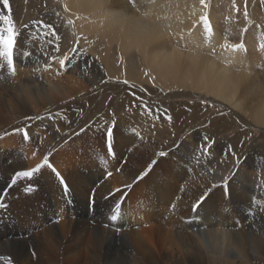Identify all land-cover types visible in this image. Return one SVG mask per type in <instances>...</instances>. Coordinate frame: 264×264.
<instances>
[{
	"label": "bare ground",
	"instance_id": "6f19581e",
	"mask_svg": "<svg viewBox=\"0 0 264 264\" xmlns=\"http://www.w3.org/2000/svg\"><path fill=\"white\" fill-rule=\"evenodd\" d=\"M49 2L19 0L13 9L0 0V15H11L19 34L14 73L0 57V202L8 205L0 213V256L12 264H264V225L240 231L210 211L195 223L194 216L183 222L181 215L199 197L195 181L216 184L227 175V166H216L222 160L218 154L227 151L228 140L220 139L221 133L240 129L232 143L242 156L264 152V74L257 76L246 66L261 65V59L254 53L249 62L239 39L243 34L228 35L225 30L232 24L217 22V12L222 14L228 3L248 7L259 2L59 0L54 8ZM60 13L68 22L56 31L46 18L54 20ZM256 13L254 8L246 25L262 20ZM250 41L255 47L256 41ZM58 44L63 46L59 52ZM66 58H72L71 63L62 69L59 61ZM105 93L123 95L120 113L110 112L115 98L102 100ZM160 95L183 102L163 112L143 99ZM194 100L217 105L233 124L227 115L211 123L209 142L196 128L186 133L188 120L196 122L210 110L191 103ZM101 101L102 116L96 117ZM60 109L69 112L71 128L58 119ZM104 116L105 130L117 122L112 130L115 150L97 133ZM89 117L96 128L88 127ZM247 128L259 132L248 147L253 139ZM172 143L176 148L170 161H157L136 183L134 177L159 158V147L170 148ZM45 155L66 180L68 192L57 175L44 168L33 181L16 178V188L4 196L15 173L42 163ZM247 165L257 172L254 162ZM242 170L241 177L248 175ZM181 182L186 188L176 199L172 187ZM128 185L134 186L129 190ZM242 185L245 191L253 187ZM30 187L34 190H27ZM239 188L237 196L245 197ZM127 192L142 214H126L122 225L104 210L123 203ZM0 264L5 261L0 259Z\"/></svg>",
	"mask_w": 264,
	"mask_h": 264
},
{
	"label": "rangeland",
	"instance_id": "374dc122",
	"mask_svg": "<svg viewBox=\"0 0 264 264\" xmlns=\"http://www.w3.org/2000/svg\"><path fill=\"white\" fill-rule=\"evenodd\" d=\"M257 2H259V6L251 5L248 7H240V6L236 5L235 3H233V4L230 3L232 5H230L228 3L227 7H223V9H222L223 13L222 14H221V12H217V14L219 15L217 22L219 23V25L223 24L224 21H228L232 24L230 30H225V33H228V35L231 34L232 32H236L237 34H243L242 36L241 35L239 36V39L243 38L242 40L240 39L241 40L240 43L243 46V49H244L243 51H244V55H245L246 59H248V61L250 62L254 53H256V55H257V60L259 58L261 59V65H257L256 63L251 61L252 63L246 64V66L249 65L250 70H251L250 72H253V73L255 72L256 75L259 76L261 74H264V68H262V66H264V65H262V63L264 64V0H260V1L257 0ZM18 3H19V0H9V4L12 6L13 9H17ZM58 3H59V0H50L49 7L54 8L56 5H58ZM254 8L257 9L256 15H257L258 19H262V20L258 23H252L250 25H246V22L248 19H250V14L253 13ZM217 10H219V7L217 8ZM221 17H224V19L222 18L223 20H220ZM46 21L52 22L53 23L52 25L56 26L55 27L56 31H58L60 27H62L66 22H68V20L64 17V15L62 13H60V15H57V17L54 18V20H51V18H46ZM41 22H45V19L42 20ZM250 31H253V32L251 33V35L247 36V34ZM251 39L256 41L255 47L252 44V42L250 41ZM230 41H234L232 43H235V42H236V44L238 43L235 39H230ZM62 48H63V46L61 44H58L55 46V49L58 52L61 51ZM56 56H58V55H56ZM53 62H55V61L53 60ZM42 69H44L45 71L50 70V69L47 70V68L45 66H43ZM263 76L264 75H262V77ZM56 96H57V98L61 99V100L58 99L61 105H66V103H65L66 101L64 100V97H62L58 94ZM113 97L115 98L114 100H115L116 104H114V106L110 112L113 115H116V114L120 113L121 112L120 110H122V108H123L122 107V102L124 100L123 95H119L117 93H115V94L114 93H105L101 97V99L102 100H110ZM81 99H80V101H82V102H84L86 100V98H81ZM143 99L146 100L151 105L156 104L157 106L162 108L161 111H163V112L164 111L168 112L170 110V107L173 104H175L176 102H178V103H179V101L183 102V100H179V99H176V100L167 99L166 96H164V95H160L156 99H152L150 97H144ZM134 100L138 101L139 97L134 98ZM101 102L102 103H100L99 108L96 110V112L94 114L96 117L102 116L101 110L104 107V102L103 101H101ZM191 103H193L194 105H198L201 108L204 107L205 109H210V110L209 111L205 110L206 111L205 114L203 116H200L196 120V122L193 120L187 119L188 121L185 123V126H186L185 132L189 133V130L196 128V130L199 131V134L202 136V138H204V140L207 139L208 140V141L206 140L207 142H209L210 140H213L212 134L207 131V126H209L211 123L217 122L219 118L227 117L228 115L225 114L224 112H222V109L220 107H218L217 105L210 104L206 101L194 100V102L191 101ZM56 114H57L58 119H60L63 123L66 122L65 124H66L67 128H71L70 126H72L73 121H71L70 116H68L69 112L67 110L62 109V112H61V109H60L58 111V113H56ZM228 117H230V116H228ZM226 119H228V118H226ZM229 119L231 120L230 124L231 123L233 124L234 119L232 117H230ZM91 120H92V117H89V119L88 118L86 119V122H90L89 124L87 123L89 125L88 127L94 126V128H96L98 126L97 133L101 135L102 142L104 141V138L106 137L108 142L110 141L109 142L110 147L113 146V149L115 150L114 142L116 143V141L115 140L113 141V139L115 137H114L112 130H114L116 127V124H117V122H115L116 119L113 121L114 123L112 122L110 124V126H109L110 128H108L107 130H105L106 125H107V120H106L105 116L102 118V121H101L102 123H97V126L94 125V123L91 122ZM168 121L171 123V120L169 117H168ZM235 124L239 127V123H235ZM191 126H192V128H190ZM247 129L252 132V135L250 133V137L253 139L252 141H249V143H247V147H248V145L252 144L254 142L255 138H257V136H259V134H258L259 132H257L256 130H253L252 128H247ZM238 130L240 132V129L235 127V128H232L223 134L221 133L218 136L223 141H225L226 139L228 141H230V142H228V141L226 142V144L228 143L227 148H226L227 151H225L226 155L218 154L217 157H219V160L220 159H222V160L219 161L220 163L216 162L217 163L216 166L217 167L219 166L220 168H225L226 166L229 168L232 165L229 169L227 167L224 169L226 172L227 171L229 172V173L227 172V175H225V177L228 176L229 179L225 180V181H224V179H221V180H223V182L219 179L216 182V184H215V182H210L211 183V184L209 183L210 185L207 184L208 183L207 181H206V183L204 181H202V182L195 181L193 187L194 188L196 187L199 189L197 192L199 194V197L195 198V200H194L195 203L198 202L201 194L206 193V191L209 194L207 196V199L204 200L203 203H201L199 205V207L196 208L195 210H193V207H192L193 204L188 209L184 208L183 212L181 213L182 218H183V222H185V220H187V219H191L192 216H194L192 218V220H193L192 222H194V223L204 221L205 220L204 218H207V215L210 211V213L216 214L218 216V219L220 218V216L223 218L229 219L231 221L230 223L236 224V226L238 227V230H240V231H242L243 229H247L249 227H254L256 225H259V226L264 225V182H262V181H264V152H261L259 150H257L258 152L252 151V153L250 155H247V156H242L241 154L237 153L236 146L233 145L232 140L235 138L236 134L239 133ZM108 131L112 132V136L110 138L107 135ZM206 135L210 136V137H207ZM171 138H168V139H171ZM230 138H231V140H230ZM171 140H167V142H171ZM258 141H260V140L258 139ZM172 144H171L170 148H169V146L159 147V149H163V151L166 153V155L164 157H161V156H159V158L157 157L158 159H156L155 161H158L159 163H160V161H163V160L170 161V159L172 157L171 155L173 154V152H171V151L175 150V148H176V147H174V144L173 145ZM111 152L112 151H110L109 153H111ZM231 152L232 153L234 152L233 153L234 155ZM230 153L233 156L232 158H234V159H232L228 155ZM208 154H209V152L207 153V155ZM213 155H214L213 156V158H214L215 154H213ZM236 157L238 159H236ZM228 159H230L231 161ZM234 160H235V162L237 160V162L236 163L232 162ZM125 161H127V160H125ZM221 162L224 165H222ZM231 162L233 164H230ZM249 162H251V163L254 162L257 165L258 169H257V172L255 174H254L255 171L248 167L247 164ZM242 169L246 170L248 175L243 174V176L241 177V174L243 171ZM232 174H235V175H232ZM256 175H257V178H256ZM250 179L252 180V182H249ZM30 181H33V179H31ZM247 182L250 185L249 187H251V186H253V187L248 188L247 189L248 191H245V190H243L245 185H242V183H247ZM181 183L176 184L177 185L176 188L172 187L171 192H172V194L174 193V195H175L174 198H176V197L179 198L178 194H181L183 192L182 187L186 188V186H184V184L183 183L181 184ZM214 184L217 185V187H215L213 189L212 186ZM260 184H261V186H260ZM221 185H227V187H221ZM15 186H16V184H15ZM15 186H14V188H16ZM259 187H260V189H259ZM237 188H239L240 191L242 190V192L246 193L247 197L246 196L245 197H243V196L238 197L237 195H239V192H237L238 191ZM204 189H205V191H204ZM66 192H68V191H66ZM129 196H130V194H129V192H127L125 194V197L123 200L124 202L120 203L119 212L116 211V206H115L114 207L115 209L113 208L110 211L104 210V211H107L106 212L107 214H105V215L109 216L110 218H111V216L116 215L118 220H122V221H120L122 223V225L124 224L126 214H129L131 217L134 216L135 218H136V215L138 214L137 216L139 218V213H137L136 211L137 210L140 211V208L139 207H136V208L133 207L136 205L130 199H128ZM176 199H174V200H176ZM182 205L183 204H180V206H182ZM172 206H168V208L171 209L170 211H172ZM6 209H3V210H6ZM153 210H154V208H153ZM181 210H182V208H181ZM140 213L142 214V208H141ZM199 213H201V215L198 217ZM92 215L93 214H91V216ZM251 225H254V226H251ZM120 230H124V229H120Z\"/></svg>",
	"mask_w": 264,
	"mask_h": 264
},
{
	"label": "snow or ice",
	"instance_id": "6c2138e0",
	"mask_svg": "<svg viewBox=\"0 0 264 264\" xmlns=\"http://www.w3.org/2000/svg\"><path fill=\"white\" fill-rule=\"evenodd\" d=\"M3 6L5 8H8L9 0H3ZM0 22H2V24H3V27L0 28V57H3L4 60H6L8 69L14 73V71H15L14 52H15V46L17 44V38H18L19 34L17 33V31L15 29L14 21H13V18L11 15H0ZM71 60H72V58H66L64 60H60L59 61L60 67L62 69L67 68V65L71 63ZM107 135L110 138L112 136V132L108 131ZM24 139L25 140L30 139L27 132L24 133ZM110 154L113 157L115 156L114 152H111ZM158 155L161 157H164L166 155V153L161 151ZM156 163H157V161H155V160H153L151 163H149V165L147 166V168L144 172H142L138 176L134 177L135 182L139 183L140 180L144 179V177L148 175V173L152 170V168L155 167ZM44 168L50 169L54 175H57L55 167L51 163L50 156L45 155L43 157L42 163H37L36 166L31 168L30 170L16 172L12 182H13V184L17 183L18 181L16 178H20V177H23V178H26L29 180L34 179L39 174H41V172ZM105 174L107 176L112 175V173L110 171L106 172ZM57 178H58V180H60L61 183H63L62 178H60L58 175H57ZM222 179L228 180L229 178L228 177H222ZM133 186L134 185H128L126 187H127V189L130 190V188ZM215 187H217V185L214 184L212 186V188L214 189ZM221 187H227V185H221ZM27 190H34V187H30ZM116 191H123V190L116 189ZM208 194H209L208 192L201 194L198 202H196L192 205L193 210L198 208L199 205L201 203H203L204 200L207 199ZM110 195H114V193H110ZM120 203H122V201L118 202L116 204V211L117 212H119ZM2 206H3V202H0V207H2ZM172 207L175 208V205H173ZM111 219L113 221H115L117 219L116 215L111 216ZM0 259H3L5 261V264H12L11 259L6 257V256H0Z\"/></svg>",
	"mask_w": 264,
	"mask_h": 264
}]
</instances>
